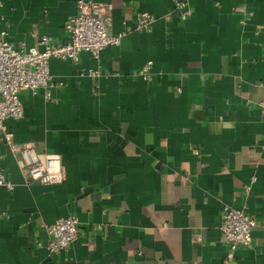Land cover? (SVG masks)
<instances>
[{
  "label": "crops",
  "instance_id": "obj_1",
  "mask_svg": "<svg viewBox=\"0 0 264 264\" xmlns=\"http://www.w3.org/2000/svg\"><path fill=\"white\" fill-rule=\"evenodd\" d=\"M1 1L9 40L33 47L64 42L79 0ZM91 1L112 5L110 32L125 36L99 60L52 59V100L21 93L24 116L6 129L59 155L66 179L28 185L0 138L14 184L0 191V264H264V0H191L186 22L178 0ZM141 13L155 22L137 29ZM90 70L98 76L81 75ZM224 206L258 223L253 247L231 262ZM73 214L79 238L49 254L44 226Z\"/></svg>",
  "mask_w": 264,
  "mask_h": 264
},
{
  "label": "built area",
  "instance_id": "obj_2",
  "mask_svg": "<svg viewBox=\"0 0 264 264\" xmlns=\"http://www.w3.org/2000/svg\"><path fill=\"white\" fill-rule=\"evenodd\" d=\"M3 3L0 0V8ZM112 5L100 4L91 0H79L77 13L65 24L66 38L62 44H56L50 36H43L36 46H15L9 40V34L2 25L4 18L0 15V138L7 147L20 156L19 164L28 185H57L66 179L61 157L55 153L36 152L33 144L20 145L15 141L13 132L6 129L5 123L9 119L20 120L24 116V106L20 95L24 91L34 94L42 91L46 99L52 100V90L60 86L55 85L50 69L52 59L73 61L78 63L80 55L88 52L96 60L101 53L110 46H119L125 33L112 34L109 28L111 17L109 12ZM174 10L179 12L183 22L189 20L194 9L191 0H178ZM155 17L141 13L137 16L136 28L144 29L155 22ZM152 66L150 61L139 71L138 75L145 81L152 80ZM99 71L90 70L81 75L98 76ZM264 120V100L260 103ZM256 178L246 187L250 193ZM14 184L7 173L0 168V191H12ZM3 212L0 209V217ZM80 219L76 214L58 220L52 225L44 226L48 235V243L44 245L51 255H59L67 251L79 238ZM256 219L245 209H235L224 206L220 231L228 247L226 260L231 262L239 249L253 247V233L257 228ZM101 228V226L99 227ZM202 236L196 234L194 242L200 243ZM43 247L42 243H38Z\"/></svg>",
  "mask_w": 264,
  "mask_h": 264
}]
</instances>
